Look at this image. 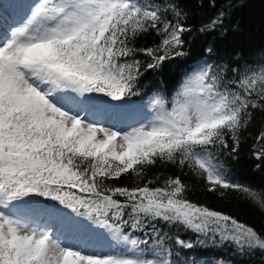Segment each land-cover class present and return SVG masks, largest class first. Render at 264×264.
I'll return each instance as SVG.
<instances>
[{"label":"snow or ice","instance_id":"6c2138e0","mask_svg":"<svg viewBox=\"0 0 264 264\" xmlns=\"http://www.w3.org/2000/svg\"><path fill=\"white\" fill-rule=\"evenodd\" d=\"M185 18L174 0H31L0 31V264H177L173 246L194 245L160 222L199 234L198 244L264 252V234L188 199L181 177L145 179L158 164L187 167L208 191L264 209V189L234 182L219 159L239 155L241 130L264 111V64L225 82L204 61L171 99L154 95L150 114L129 107L137 55L157 71L187 55ZM150 32L159 43L135 47ZM256 139L264 159V132ZM126 174L143 183L111 184Z\"/></svg>","mask_w":264,"mask_h":264},{"label":"trees","instance_id":"16d2710c","mask_svg":"<svg viewBox=\"0 0 264 264\" xmlns=\"http://www.w3.org/2000/svg\"><path fill=\"white\" fill-rule=\"evenodd\" d=\"M148 2L167 3L168 0H148ZM186 14L181 22L190 26L191 31L183 34L185 44L183 50L187 53L166 61L164 67L157 70L146 68L149 57L139 54L136 59L142 61V75L137 81L136 95L130 97L142 99L152 94L163 93L171 99L179 86L190 72L202 60L207 61L222 70L225 82L236 80L245 71V66L251 69L264 64V0H174ZM220 12L225 15L222 22L212 30L201 32L200 29L215 20ZM169 19L173 17L169 14ZM160 37L155 32L139 36L135 47H152L159 43ZM214 51L208 53L207 49ZM237 70V71H233ZM264 132V111L253 112V120L240 134L238 156H230L225 150L219 157L234 182H239L253 189H264V159H257L253 153L258 150L257 136ZM179 176L188 185L187 198L193 202L207 205L218 211L235 216L238 220L254 227L264 234V209L258 204L246 199L240 192L226 190L224 196L208 191L203 178L187 167L181 169L178 165L158 164L151 167L145 179L156 176ZM143 183L139 178L126 174L111 181L116 186H134ZM157 227L169 236L179 235L190 241L191 249L173 246L174 258L177 264H187L195 260L197 264H264V252L259 250L247 254L240 253L232 245L215 244L210 240L198 244L199 234L178 225H168L164 222ZM136 235L143 238V234ZM203 239V237H199Z\"/></svg>","mask_w":264,"mask_h":264},{"label":"rangeland","instance_id":"374dc122","mask_svg":"<svg viewBox=\"0 0 264 264\" xmlns=\"http://www.w3.org/2000/svg\"><path fill=\"white\" fill-rule=\"evenodd\" d=\"M14 2H15V4H14ZM29 3H31V0H24L22 2L21 7H19V10L18 11L15 10L14 12H12L15 7H10V5L15 6V5L18 4V2L16 0H6V1H4V4H5L3 6L4 9H1V12L3 10V12L4 13L6 12L8 14V16L5 17L4 21L3 20L0 21V31L6 30L10 25L20 21L24 17V15L26 14ZM202 66H203V62L201 60L197 64V66L194 68V70L189 73L188 76L193 75ZM154 95L155 94L149 95V97L145 98L144 100L137 99V100H135L136 102L132 101V100H129V102L132 103L131 108L140 109L141 110V114H143V115L150 114V101H151V99L153 98ZM203 264H206V263H203ZM207 264H214V263H207Z\"/></svg>","mask_w":264,"mask_h":264},{"label":"bare ground","instance_id":"6f19581e","mask_svg":"<svg viewBox=\"0 0 264 264\" xmlns=\"http://www.w3.org/2000/svg\"><path fill=\"white\" fill-rule=\"evenodd\" d=\"M4 1H6V0H0V4H3V6L5 5L4 4ZM17 2H18V4L17 5H15V6H17V11L19 10V7H21V5H22V2L24 1H22V0H16ZM10 5V4H9ZM15 6H13V7H15ZM15 9V8H14ZM0 11H1V9H0ZM7 15L5 14V13H0V21H4V19H5V17H6ZM128 104H129V107H131V105H132V103L131 102H129L128 101Z\"/></svg>","mask_w":264,"mask_h":264}]
</instances>
